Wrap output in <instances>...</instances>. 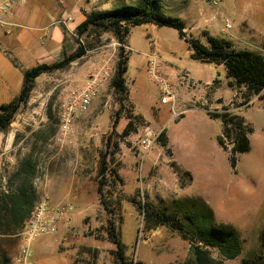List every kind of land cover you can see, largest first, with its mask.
Masks as SVG:
<instances>
[{
	"label": "rangeland",
	"instance_id": "obj_1",
	"mask_svg": "<svg viewBox=\"0 0 264 264\" xmlns=\"http://www.w3.org/2000/svg\"><path fill=\"white\" fill-rule=\"evenodd\" d=\"M196 1V5L208 14L216 11L209 1ZM165 2L164 15L172 18L177 17L175 13L179 8L183 11L186 7L185 0ZM113 4L103 11L115 9L117 5ZM162 28L139 26L131 35L135 48L130 55L127 79L135 109L150 126L142 118L137 119L129 97L120 103L119 95L110 86L120 45L112 34L105 33L84 35L80 40L90 47L83 57L65 70L37 78L28 103L21 108L8 130L0 132L2 186L6 188L7 178L29 157L36 164L33 186L38 200L47 197L55 206L66 204L72 208L56 234L39 237L32 243L34 252L51 237L61 240L54 243L49 255L51 259L41 261L33 256V264H63V260L66 264H113L114 247L107 235L112 223L120 232L128 261L184 264L187 243L165 227L146 231L143 222V206L150 204L159 212L163 209L173 211L174 201H202L210 208L213 223L227 224L236 230L241 240V253L222 264H241L242 260L260 251L259 237L264 225V117H259L256 105L242 113L252 127L250 150L236 155L233 168L229 153L217 143L221 131L218 120H208L199 104L190 103L189 94L182 93L170 80L176 97L175 108L172 110L170 104L161 103L158 87L146 72L144 55L155 53L161 67L175 68L177 57L195 64L189 59L186 45L175 37L176 30ZM73 42L76 45L74 36ZM107 58H110L111 77L102 82L88 111L73 121L70 133L58 142L56 113L59 102L71 85L80 84L92 68L98 67L101 59ZM198 94L194 93L195 96ZM240 101L242 98L238 103ZM181 109L188 111L179 118L175 113ZM129 121L133 131L122 138L120 135ZM145 127L156 134L159 131L153 128L161 129V133L165 131L171 141L169 149L173 161L191 174L189 186L182 187L180 180V188L174 185L176 176H173L171 161L166 162L168 150H162L155 159L152 157L164 143L165 137L163 139L161 133L152 152L141 159L138 141ZM107 145V166L118 173L121 185L108 179L103 181L106 184L104 200L108 203V211H104L97 188L101 181L100 156L107 153ZM181 181L186 183L188 179L182 176ZM115 200L121 202L119 209L111 207ZM18 245L19 241L14 239L5 245L12 263ZM212 257L218 259L215 252Z\"/></svg>",
	"mask_w": 264,
	"mask_h": 264
},
{
	"label": "trees",
	"instance_id": "obj_2",
	"mask_svg": "<svg viewBox=\"0 0 264 264\" xmlns=\"http://www.w3.org/2000/svg\"><path fill=\"white\" fill-rule=\"evenodd\" d=\"M115 3V9L107 11H92L86 19L77 26L74 32L76 48L70 54L52 64H38L30 69L23 70V82L16 97L7 104L0 105V132H6L21 108L28 103L30 94L35 87L37 78L44 74L67 69L70 64L86 54L88 46L82 40L84 35L97 34L98 36L112 34L119 43L118 62L115 74L111 81V88L119 95L120 103L127 100L129 91L126 85V73L129 60V51L125 48V40L133 27L154 25L168 27L177 31L180 39L191 50V59L200 63L223 65L228 87L238 90L244 89L240 94L242 101L233 103L238 111L249 105L252 98H261L264 89V58L255 53L236 51L230 42L217 39L204 34L206 44L199 40L187 37L183 23L175 18L164 15L165 0H106ZM171 12V11H170ZM13 64L17 66L16 62ZM122 106V104H120ZM230 112L223 108L221 113L206 111L210 119L219 120L221 131L217 137L218 145L229 153L231 166H236V155L247 153L250 150L249 136L252 127L239 112ZM129 119V118H128ZM137 119H141L140 116ZM115 124V123H114ZM114 127V126H113ZM129 121L120 137L129 136L132 132ZM163 133V132H162ZM161 137L164 139V135ZM165 144V140L163 141ZM232 144V146H228ZM107 153L101 154L99 165V178L97 193L99 202L104 211H108L104 200L103 188L107 179L111 183L121 185L118 173L107 166ZM171 169L179 178L181 186L189 184L191 176L175 163L170 164ZM36 164L27 157L18 164L14 173L7 178L4 188L0 182V264H13L5 245L10 239L18 241L15 237L25 226L38 200L34 189ZM188 181L182 182L181 177ZM120 199H122L120 197ZM119 201L111 204L112 209L120 208ZM174 210L156 211L150 204L143 206V222L146 231L165 227L177 234L189 246L191 257L184 264H222L231 261L241 253V240L236 230L227 224L212 222V212L202 201H174ZM137 210L139 208L137 207ZM114 211V210H113ZM140 211V210H139ZM109 242L113 245V264H141L126 259L125 248L121 242L120 232L112 223L107 230ZM260 251L249 259L242 260L241 264H264V225L259 237ZM215 252L218 259L212 257Z\"/></svg>",
	"mask_w": 264,
	"mask_h": 264
},
{
	"label": "crops",
	"instance_id": "obj_3",
	"mask_svg": "<svg viewBox=\"0 0 264 264\" xmlns=\"http://www.w3.org/2000/svg\"><path fill=\"white\" fill-rule=\"evenodd\" d=\"M5 1L7 0H0V5ZM207 1L210 2L211 0ZM185 2L186 7L183 11L179 8L178 12L174 13L178 14L175 19L183 23L187 37L195 38L206 44L204 36L206 34L230 42L236 51L255 53L264 58V0H225L218 7H215L216 11L211 14L196 5V0H185ZM210 5L214 7L211 2ZM112 6H114L112 2L104 0H11V8L0 17V105L9 103L18 94L23 82V70L38 64H52L61 60L64 53L74 52L76 45L73 42V36L77 26L92 11H103L106 7ZM227 25L230 28H227ZM134 29L135 27L130 29L125 40V48L129 51V60L135 48L131 42ZM160 29L163 28L160 27ZM174 35L178 41L186 45L189 51V59L195 64L183 62L181 58L177 57L174 62L175 68L170 67V65L160 66L166 79L170 80L173 86L180 89L182 93L189 94L190 99H192L190 103L199 104L208 120L213 119L209 118L206 111L221 113L223 107H228L230 112H237L238 110L233 107V103H238L237 96L240 89L235 90L228 87L229 80L226 77L224 66L192 60V52L184 39L179 38L177 31ZM148 55H144L146 56V63ZM13 61L16 62L17 66L13 64ZM181 71L182 75L180 74ZM182 78L186 79L187 83H184ZM126 85L135 113L149 125V122L135 109L128 79ZM195 92L199 94L195 96ZM260 95L261 98H252L247 107L238 111L239 114L242 115L244 110L256 105L259 117L263 118L264 89ZM195 97L196 99H194ZM187 111L188 109L179 110L181 114L178 117L182 118ZM153 129L161 131V129ZM163 134L165 144L160 147L157 155H152V157H159L162 150H168L169 158L166 162L171 161L170 163L173 162L178 165L173 161L169 149L171 141L165 131ZM178 166L181 168L180 165ZM173 176L176 174L174 173ZM174 185L180 188L177 176ZM189 185L190 183L184 188ZM51 205L53 204L51 203ZM60 242V239L53 240L51 237L50 240L36 248L34 252L31 246L32 257L34 256L41 261L47 258L51 259L49 255L54 243ZM187 248V256L184 261L191 257L188 244ZM62 262L66 264L64 260Z\"/></svg>",
	"mask_w": 264,
	"mask_h": 264
},
{
	"label": "built area",
	"instance_id": "obj_4",
	"mask_svg": "<svg viewBox=\"0 0 264 264\" xmlns=\"http://www.w3.org/2000/svg\"><path fill=\"white\" fill-rule=\"evenodd\" d=\"M225 0H211L214 7H218ZM11 8V0L0 5V17ZM230 28L229 25L226 26ZM109 59H101L97 68H92L89 76L80 84L71 85L59 102L56 117L58 120L59 137L57 141H63L70 133L73 121L88 111L93 100L98 96L99 89L103 81L111 77ZM146 72L149 78L157 85L162 104H170L171 109L175 108V92L173 86L163 76L159 65L158 57L155 53H150L147 57ZM183 82L187 80L182 78ZM240 89L237 99L241 98ZM178 117L181 112L175 113ZM161 132L156 134L149 127H145L138 141V148L141 150V159L151 153L157 138ZM72 208L66 204L51 205L47 197L39 200L33 209L24 228L16 234L19 245L13 256V264H33L31 262V245L39 237L54 235L57 233L59 225L66 220Z\"/></svg>",
	"mask_w": 264,
	"mask_h": 264
},
{
	"label": "water",
	"instance_id": "obj_5",
	"mask_svg": "<svg viewBox=\"0 0 264 264\" xmlns=\"http://www.w3.org/2000/svg\"><path fill=\"white\" fill-rule=\"evenodd\" d=\"M230 147L232 146V144L229 145Z\"/></svg>",
	"mask_w": 264,
	"mask_h": 264
}]
</instances>
